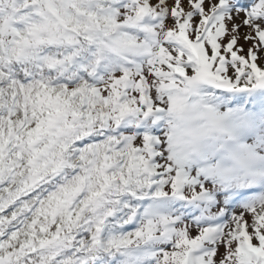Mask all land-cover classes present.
Listing matches in <instances>:
<instances>
[{
	"label": "snow or ice",
	"instance_id": "1",
	"mask_svg": "<svg viewBox=\"0 0 264 264\" xmlns=\"http://www.w3.org/2000/svg\"><path fill=\"white\" fill-rule=\"evenodd\" d=\"M0 264H264V0H0Z\"/></svg>",
	"mask_w": 264,
	"mask_h": 264
}]
</instances>
